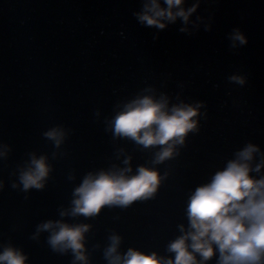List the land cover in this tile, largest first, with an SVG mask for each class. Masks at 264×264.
Segmentation results:
<instances>
[{
	"label": "water",
	"instance_id": "obj_1",
	"mask_svg": "<svg viewBox=\"0 0 264 264\" xmlns=\"http://www.w3.org/2000/svg\"><path fill=\"white\" fill-rule=\"evenodd\" d=\"M150 3L0 0V252L19 250L24 264H109L105 249L117 235L121 256L132 248L173 259L168 245L190 230L186 210L197 186L247 144L258 149L249 176L264 177V0H182L172 11L195 5L187 21L161 18L163 28L138 20ZM145 95L168 107L198 105L196 129L161 162L154 158L164 145L145 147L112 126L125 104ZM52 129L63 132L58 145L44 135ZM41 156L49 166L42 187L24 189L21 173ZM138 166L160 177L151 196L72 214L86 175L126 167L134 175ZM48 221L52 228L38 230ZM57 221L89 226L85 261L49 244ZM218 258L213 245L204 264Z\"/></svg>",
	"mask_w": 264,
	"mask_h": 264
},
{
	"label": "clouds",
	"instance_id": "obj_2",
	"mask_svg": "<svg viewBox=\"0 0 264 264\" xmlns=\"http://www.w3.org/2000/svg\"><path fill=\"white\" fill-rule=\"evenodd\" d=\"M164 3L167 7L161 8L157 0H151L144 6L146 10L142 14H136L138 20L163 28L165 25L161 18L172 21L180 16L187 21L188 14L195 8L193 5L187 11L177 8L173 12L172 9L181 5L182 0H164ZM233 39L241 44L246 42L239 32L234 33ZM232 79L243 83L238 77ZM197 108L198 105L183 103L168 107L164 97H138L125 104L113 118L114 134L130 137L145 147L164 145L154 158V163L161 162L174 154V145L182 144L188 131L196 129L197 121L193 117L197 115ZM44 135L58 145L63 132L52 129ZM257 150L256 145L247 144L237 152L236 159L229 160L223 169L217 170L209 182L195 188L186 210L190 230L168 245V250L174 252L173 259L132 248L121 256L117 252L120 238L112 235L104 253L109 264H204L213 255V245L219 252L218 264H261L264 258V177L255 179L249 176L248 163ZM260 166L257 164L255 170H259ZM48 171L45 157H34L31 167L20 175L23 188L42 187ZM130 171L126 167L86 175L74 189L72 214L94 215L103 205H127L135 199L151 196L160 181L157 171L144 166H138L134 175L126 174ZM55 224L57 230L49 236V244L60 251L70 248L75 260L85 261L82 240L89 226H70L59 221ZM52 227L53 222L48 221L39 225L38 230ZM194 253L200 254V261L196 260ZM24 261L25 256L12 247L0 252V264H24Z\"/></svg>",
	"mask_w": 264,
	"mask_h": 264
}]
</instances>
